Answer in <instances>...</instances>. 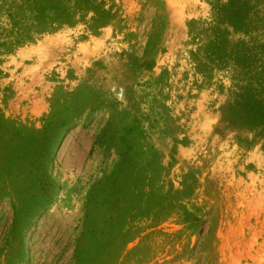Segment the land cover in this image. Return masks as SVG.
I'll return each mask as SVG.
<instances>
[{
  "label": "rangeland",
  "instance_id": "rangeland-1",
  "mask_svg": "<svg viewBox=\"0 0 264 264\" xmlns=\"http://www.w3.org/2000/svg\"><path fill=\"white\" fill-rule=\"evenodd\" d=\"M209 1L0 35V264H264V131L193 68Z\"/></svg>",
  "mask_w": 264,
  "mask_h": 264
},
{
  "label": "trees",
  "instance_id": "trees-1",
  "mask_svg": "<svg viewBox=\"0 0 264 264\" xmlns=\"http://www.w3.org/2000/svg\"><path fill=\"white\" fill-rule=\"evenodd\" d=\"M235 13L226 2L210 0L208 19H190L191 51L199 85L225 89L221 105L237 125L264 131V6L243 9L236 0ZM106 0H0L1 43L20 44L33 35L83 23L94 30L110 19ZM223 78L227 79L224 84Z\"/></svg>",
  "mask_w": 264,
  "mask_h": 264
}]
</instances>
